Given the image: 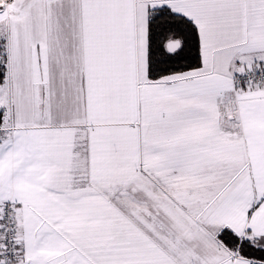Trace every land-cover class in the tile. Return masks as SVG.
<instances>
[{"label":"crops","instance_id":"1","mask_svg":"<svg viewBox=\"0 0 264 264\" xmlns=\"http://www.w3.org/2000/svg\"><path fill=\"white\" fill-rule=\"evenodd\" d=\"M161 7L196 25L202 63L153 79ZM0 28V225L10 200L20 264L253 263L264 83L232 76L264 68V0H5Z\"/></svg>","mask_w":264,"mask_h":264},{"label":"trees","instance_id":"2","mask_svg":"<svg viewBox=\"0 0 264 264\" xmlns=\"http://www.w3.org/2000/svg\"><path fill=\"white\" fill-rule=\"evenodd\" d=\"M178 40L180 46L170 51L168 42ZM149 74L153 79L175 72H183L201 65V44L196 25L183 15L167 7L153 12L149 22ZM6 54L0 61V86L7 77ZM5 111L0 108V129L3 128ZM221 240L230 247L239 243V237L229 228L220 233ZM241 252L250 257L252 264H264V248L248 241L241 243Z\"/></svg>","mask_w":264,"mask_h":264},{"label":"built area","instance_id":"3","mask_svg":"<svg viewBox=\"0 0 264 264\" xmlns=\"http://www.w3.org/2000/svg\"><path fill=\"white\" fill-rule=\"evenodd\" d=\"M235 84L260 85L264 83V68H248L232 76ZM14 204L7 200L2 204V221L0 236L2 244L0 254L2 264H20L18 260L19 241L17 238V224L14 219Z\"/></svg>","mask_w":264,"mask_h":264},{"label":"rangeland","instance_id":"4","mask_svg":"<svg viewBox=\"0 0 264 264\" xmlns=\"http://www.w3.org/2000/svg\"><path fill=\"white\" fill-rule=\"evenodd\" d=\"M4 1L5 0H0V2H3L4 3ZM5 33V30H3L2 28H0V37H1V35L2 34H4ZM2 47H4L3 48V51L5 50L6 51V53H8L9 52V49H8V41H2L1 40V38H0V50H1V48ZM0 53H1V51H0ZM2 88H4V87H2ZM1 88V89H2ZM5 88H8L7 86H5ZM2 90H5V89H2ZM5 99H6V103H5V106H4V108H5V110H6V118L7 119H10L11 118V116H12V109H11V103H10V94H9V91L6 93V96H5ZM0 105H3L2 103H1V101H0Z\"/></svg>","mask_w":264,"mask_h":264},{"label":"water","instance_id":"5","mask_svg":"<svg viewBox=\"0 0 264 264\" xmlns=\"http://www.w3.org/2000/svg\"><path fill=\"white\" fill-rule=\"evenodd\" d=\"M167 45L170 51H174L180 46V42L178 40H170Z\"/></svg>","mask_w":264,"mask_h":264}]
</instances>
